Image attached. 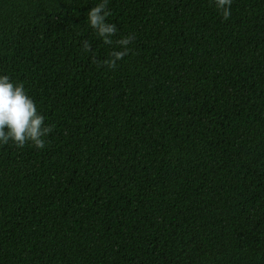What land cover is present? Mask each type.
<instances>
[{
    "label": "trees",
    "instance_id": "obj_1",
    "mask_svg": "<svg viewBox=\"0 0 264 264\" xmlns=\"http://www.w3.org/2000/svg\"><path fill=\"white\" fill-rule=\"evenodd\" d=\"M98 2L0 0V74L52 125L0 146V264H264V0H108L114 69Z\"/></svg>",
    "mask_w": 264,
    "mask_h": 264
},
{
    "label": "clouds",
    "instance_id": "obj_2",
    "mask_svg": "<svg viewBox=\"0 0 264 264\" xmlns=\"http://www.w3.org/2000/svg\"><path fill=\"white\" fill-rule=\"evenodd\" d=\"M108 0H99L87 11V24L103 44L111 46V51L104 62L109 69L117 67L129 53L132 35L114 39L117 29L108 22L110 15ZM215 8L222 18L227 20L231 15L232 0H213ZM85 52L90 44L82 45ZM52 131V125L45 124V117L38 111L35 101L26 92L24 85L13 82L7 74H0V146L11 143L17 148L30 144L36 149H43L45 137Z\"/></svg>",
    "mask_w": 264,
    "mask_h": 264
}]
</instances>
